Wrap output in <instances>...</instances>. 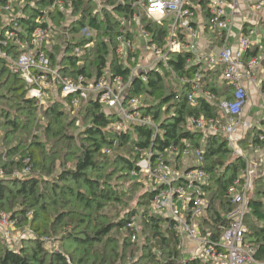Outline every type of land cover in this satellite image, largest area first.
<instances>
[{"label":"trees","instance_id":"obj_1","mask_svg":"<svg viewBox=\"0 0 264 264\" xmlns=\"http://www.w3.org/2000/svg\"><path fill=\"white\" fill-rule=\"evenodd\" d=\"M54 1L23 0L15 21L29 34L38 26H52L56 32L52 37L50 58L53 63L60 62L63 73L73 78L78 74L97 78L108 68L111 77L118 76L128 82L126 98L145 97L141 99L140 111L150 117L156 128L131 124L126 129H117V115L104 112L98 101L90 100L85 106L80 137H76L67 129L69 123L61 121L63 103L58 97L45 108H39L34 100L26 98L23 77L0 59V128H3L0 169L5 173L0 177V212L16 219L20 228H29L32 232L13 247L4 245L0 239V264H211L193 257L181 262L184 255L178 247L173 219L158 215L150 208L154 194L162 187L155 181L141 193V208L127 209L108 222L99 219V215L104 205L122 201L124 179L139 173L144 155L138 148L151 152L153 160L158 156L168 160L169 154H175L180 165L184 148L197 146L203 150L204 168L209 176L207 182L199 184L200 191L208 193L199 224L204 233H210L211 239H218L227 224L226 214L232 208L228 187L245 169L246 161L232 154L224 137H204L201 131L188 125L187 119L219 116L216 103L223 98L230 99L233 90L232 84L221 75L223 67L204 66L199 70V64L189 51L168 50L167 23H155L144 15L139 21L133 19V13L140 11L132 6L135 0H61L67 12L58 7L51 10ZM192 2L198 5L206 22L208 0ZM66 22L67 38L58 32V27ZM83 26L89 27L91 36L81 34ZM11 27L12 24L3 22L0 16V37ZM137 27L149 32L147 45L165 51L167 59L166 63L158 61L154 67L130 78L136 64L132 57L137 59L138 54L131 52ZM243 31L245 33V29ZM182 32L178 30V39L185 42ZM118 37L130 42L124 58L117 52ZM212 39L214 45L222 46L224 32H212ZM262 41L264 44V36ZM75 47L85 49V53L73 54ZM8 49L12 54L17 52L11 44ZM258 50V46L252 44L246 57L257 55ZM57 57L60 58L56 61ZM169 73L180 80L178 89L165 85L164 79ZM143 75L146 81L142 80ZM195 85L199 87L197 93ZM260 86L264 90V77ZM148 98L155 102L148 103ZM62 99L70 104L69 98ZM38 114L48 121L46 132L53 142L50 152L45 143L38 141V135L11 142L16 133L30 134L36 128ZM260 122L264 123V118ZM252 128L251 145L257 144L259 134L264 132L253 125L245 134ZM261 145L264 146V142ZM108 159L112 162L110 173L103 163ZM27 160L32 166L30 175H11L22 170ZM69 160H73L70 167ZM55 168L58 171L55 172ZM115 173L120 179L112 183ZM130 182L139 186L138 180ZM183 185L186 187L185 183ZM133 216L144 230V243L138 255L136 241L127 228V221ZM245 226V239L255 246L256 264H264V166L249 194ZM121 231L124 234L120 240L113 236ZM42 236L53 237L57 246L43 241Z\"/></svg>","mask_w":264,"mask_h":264},{"label":"built area","instance_id":"obj_2","mask_svg":"<svg viewBox=\"0 0 264 264\" xmlns=\"http://www.w3.org/2000/svg\"><path fill=\"white\" fill-rule=\"evenodd\" d=\"M15 1L0 0V16L3 22L12 24L11 28L5 30L3 37H0V59L6 61L11 71L19 73L23 77L26 82L25 96L27 99L34 100L39 108L48 105L58 95L62 98H69L70 105L77 108L80 107L81 102L96 100L104 112L117 115L115 122L117 129H126L131 124L156 128L150 117L143 115L140 111L141 99L135 96L126 98L128 82H123L118 76L111 77L108 68H105L97 78L84 74H78L73 78L63 73L60 70V62L53 63L50 58L54 44L52 37L56 31L48 24L47 26H38L30 34L27 33L15 21L22 8L21 5L19 9ZM244 5L248 11L264 12V0H244ZM132 6L140 10L133 13L132 18L136 21H139L140 17L144 15L155 23H167L169 34L166 46L168 50L184 49L189 51L193 54L195 62L199 64V70L204 66L221 65L223 67L221 75L233 87L230 99L223 98L216 103L219 110L217 118L193 116L187 119V123L192 128L201 131L204 137L209 135L224 137L232 153L242 156L246 161L245 169L233 179L228 187L227 194L232 208L226 214V226L218 239L214 240L211 239L210 233H204L199 222L195 221L204 214L207 205V199L203 195L204 192L200 191L199 185L207 182L209 178L204 168V155L201 147L187 145L182 152L180 165H177L175 154H169L168 160L160 156L153 160L151 152L138 148V151L144 155L140 170L146 171L153 181L162 186L151 200V211L173 219V230L178 237V247L182 252L184 248L190 247L191 249L188 258H199L211 264H256L255 246L245 239V214L249 194L254 187V180L259 174V168L264 166V148L261 145L264 142V132L259 134L258 143L252 145L257 153L262 152L260 156L256 157L252 166L248 165L249 155L238 147V141L242 139V134L253 126L242 116L243 109L249 103L247 83L257 85L255 74L261 66L264 55V52H261L246 57L252 42L251 37L255 36V31L250 28L245 29L244 33L242 29L239 32L236 48H232L228 44L236 34L233 27L239 8L238 0H208V16L204 24L205 27L202 25V29H199L197 22L194 21L196 13H200V10L192 0H135ZM54 7H58L64 12L68 10L61 0L54 1L50 9L52 10ZM14 8L19 9V14L13 12ZM169 16L174 17L172 23L167 21ZM67 24L66 22L58 27V32L66 38ZM205 29L211 32H224V44L215 52H202L200 49L199 38L201 30ZM178 30H182V33L185 34V42L178 39ZM141 32L148 43L149 32L142 29ZM81 34L85 37L92 35L88 26L81 28ZM118 39L120 43L117 52L124 58L128 55L127 47L130 42L125 41L122 37H118ZM9 44L13 49H16L15 54L9 51ZM155 52L156 58L148 65H142L140 61H136L135 57H132L136 64L131 69L130 78L154 67L158 61L166 63L167 53L162 49H155ZM84 53L85 49L83 48L75 47L73 50V54L77 56ZM59 58L57 57L56 61ZM195 76L199 77L198 71ZM141 78L143 81L147 79L145 75ZM117 82H122L123 87L117 85ZM194 89L197 93L198 85H195ZM257 90L259 95L264 97V90L258 86ZM203 95L207 96L206 93ZM207 97L211 100V97ZM31 171L32 166L27 160L22 170L14 171L11 175L15 177L27 176L31 174ZM4 174V171L0 169V177ZM184 183L186 187L183 185ZM134 220L135 216L127 221V228L131 231L133 239L140 234ZM14 225H16V219L11 218L7 213L0 212V233L10 244L13 243L10 238ZM31 233L30 229H26L17 234L16 239ZM41 239L45 242L49 240L46 236H42ZM186 258L184 257L181 262L185 263Z\"/></svg>","mask_w":264,"mask_h":264},{"label":"rangeland","instance_id":"obj_3","mask_svg":"<svg viewBox=\"0 0 264 264\" xmlns=\"http://www.w3.org/2000/svg\"><path fill=\"white\" fill-rule=\"evenodd\" d=\"M17 7L20 9L21 5H22V0H16L15 1ZM18 8H14V13L19 14V9ZM2 18V17H1ZM167 21L169 23H172L174 21V17L173 16H169L167 18ZM137 30V35L134 37V39L132 40V47H131V52H137V59L136 61H140V63L142 65H148L149 63H151V61L156 58L157 54L155 52V49L151 46H147L146 45V41L143 38V34L141 32L140 29H138V27L136 28ZM233 30L235 33H238L239 31L236 30L233 27ZM256 30V29H253ZM259 31V35L260 36H264V31L262 30V28L258 29ZM258 38L257 35V30L255 33V36ZM50 43V42H49ZM253 44V42H251ZM252 44L250 46H252ZM261 46H264L263 43H260ZM51 45V43H50ZM264 48V47H263ZM263 69V70H262ZM260 69V71L258 72V74H256L257 80L258 79H262L264 77V68ZM165 85H167V87H171L173 89H178L180 87V80L178 78H176V76L172 73H169L168 75H166L165 79H164ZM119 83V84H118ZM117 85H119L120 87H123V83L122 82H117ZM1 91H3L1 89ZM255 94L250 95V91H249V113L247 114L249 117H251L253 119L254 124H256L258 126L259 129L264 130V123L260 122V120L262 118H264V113H263V100L264 97L262 95L257 94L256 92H254ZM57 100H59L62 104V108L61 110L64 112L63 116H62V120L64 124H67V129L73 133H75L76 137H80L79 132L82 131V127L84 126V120H83V116L85 115L86 112V104L87 102H81L80 107H74L70 104H68L65 100L62 99V96L58 95L57 96ZM145 97L139 98V99H143L144 100ZM262 98V99H261ZM53 100V99H52ZM148 103H153L155 102L152 98H148L147 99ZM46 106H43L41 108H45ZM47 118H44L41 116V114H38L37 116V121L35 122V129H33V131L30 134H24L21 132H18L15 134V136L13 138H11V142L15 143L17 141L18 138L23 139L24 137H27V139H29L30 137H32L33 135H38L39 137L37 138L38 141H41L43 143H45V148L47 149L48 152L51 151V147H52V143L50 142L51 140H49V137L46 132V126H47ZM251 128V127H249ZM248 128V129H249ZM248 129L246 130V132L248 131ZM2 132H3V128H0V134L2 137ZM252 133H253V128L247 133V134H242V137H244L245 135V140L244 143L241 145L240 141L241 139L238 141V147L241 148L245 154L249 155L248 158V165L252 166L254 164V161L256 160V157L260 156V154L262 152L257 153V150L252 147L250 141H251V137H252ZM0 143V147H3ZM262 147L264 148V146L262 145ZM233 154V153H232ZM234 155V154H233ZM109 161V162H106ZM103 163H105V168L106 170L110 173L113 171L112 169V162L111 160H103ZM142 164V162H141ZM140 164V165H141ZM67 165L70 167L73 165V160H69ZM144 165V162H143ZM260 171L263 169V167L261 166ZM55 172L58 171V169L55 168L54 170ZM258 173V172H257ZM114 178L112 180V183H115V181L117 182L118 179H120L119 174L115 173ZM124 195H121L122 201L121 202H117V201H113V203H109L103 206L101 213L99 215V219L108 222V221H113L114 219L117 218V216L124 214V211L127 209H132L133 207H137V208H141L139 206V202L142 199L141 197V193L146 190V188H148L153 180L147 175L146 171L144 170H140L138 174H136L135 176H133L131 179H124ZM131 180H135L139 183V186H135L133 185L130 181ZM254 188V187H253ZM204 197L207 199L208 197V193L204 191ZM5 213V212H4ZM30 216V213L28 214ZM134 217V216H133ZM200 220V218L198 217L195 221L198 223ZM135 226L136 228L139 230V236L137 238H135V243L136 246L138 247L135 251H136V255L140 254V252L142 251L140 249V247H142L143 243H144V230L142 229V226L139 222V220H137V217H135L134 220ZM29 229V228H20L19 225H14V229H12V237L10 238V241H13L12 244H10L5 238L4 236L0 233V239L1 242L4 245H11V246H15L18 244V242L20 241V239H16V235L23 232L24 230ZM130 231V230H129ZM131 232V231H130ZM122 234H124V232H118V233H113V236L118 238L119 240L122 237ZM4 238V239H3ZM49 238V237H48ZM48 244L55 245L57 246V241L51 237L49 238V240L47 241ZM190 247L184 248L183 249V253H184V257L190 256Z\"/></svg>","mask_w":264,"mask_h":264},{"label":"crops","instance_id":"obj_4","mask_svg":"<svg viewBox=\"0 0 264 264\" xmlns=\"http://www.w3.org/2000/svg\"><path fill=\"white\" fill-rule=\"evenodd\" d=\"M238 1H239V8L237 9V12H236V15H235L234 28L236 30H238L239 32L242 29H246V30H248L250 28L252 30L256 29L258 38H257V36L256 37H251V38H252L253 44L258 46L259 50L257 51V54H260L261 52H264V48H263L264 46H261V44H260V43H263V41H262L263 40V36L259 35L258 29L262 28V30L264 31V12L248 11L247 8L244 5V0H238ZM196 14L197 15H196V18L194 19V21L197 22V25L199 26V29H202L204 27L203 24H205V22H204L202 16L200 15V13H196ZM202 25H203V27H202ZM256 30H254L255 33H256ZM239 32L235 34L234 39H230L231 43H228L229 45L232 46V48H236V46H237V40L239 38ZM212 41H213L212 32L210 30H206V29L205 30H201V37L199 38V46L201 47L200 49L202 50V52H206V51L215 52L220 47V46L214 45L212 43ZM146 45H147V42H146ZM250 56H251V54H250ZM262 68H264V55H263V60L261 61V66L257 69L256 74H258V72ZM256 74H255V79L257 80ZM261 80L262 79H258L257 85H254L252 83H247L248 84V90L250 91V95L255 94L254 92L259 94L258 90H257V86H258V88L260 87V89H261V86L259 85ZM262 100H263L262 102L264 104V99H262ZM249 104H250V102L243 109L242 116H243V119H245L246 121L250 122L252 125H256V124H254L253 119L247 115L249 113V109H250L249 108ZM263 113H264V107H263ZM261 171L259 169V173Z\"/></svg>","mask_w":264,"mask_h":264},{"label":"bare ground","instance_id":"obj_5","mask_svg":"<svg viewBox=\"0 0 264 264\" xmlns=\"http://www.w3.org/2000/svg\"><path fill=\"white\" fill-rule=\"evenodd\" d=\"M250 131V130H249Z\"/></svg>","mask_w":264,"mask_h":264}]
</instances>
